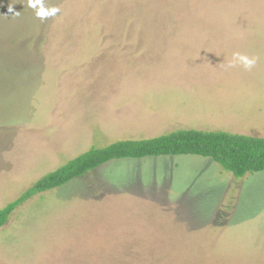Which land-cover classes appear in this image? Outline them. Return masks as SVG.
Returning a JSON list of instances; mask_svg holds the SVG:
<instances>
[{
	"label": "rangeland",
	"instance_id": "374dc122",
	"mask_svg": "<svg viewBox=\"0 0 264 264\" xmlns=\"http://www.w3.org/2000/svg\"><path fill=\"white\" fill-rule=\"evenodd\" d=\"M235 34L255 42L209 40ZM189 129L264 138V0H0V210L92 148ZM0 264H264V171L110 162L19 207Z\"/></svg>",
	"mask_w": 264,
	"mask_h": 264
},
{
	"label": "trees",
	"instance_id": "16d2710c",
	"mask_svg": "<svg viewBox=\"0 0 264 264\" xmlns=\"http://www.w3.org/2000/svg\"><path fill=\"white\" fill-rule=\"evenodd\" d=\"M171 156L210 158L235 178L242 179L248 174L264 171V138L189 129L156 138L124 140L104 148H92L42 178L19 199L0 210V228L4 227L13 213L28 200L61 188L110 162Z\"/></svg>",
	"mask_w": 264,
	"mask_h": 264
},
{
	"label": "crops",
	"instance_id": "0c3cea01",
	"mask_svg": "<svg viewBox=\"0 0 264 264\" xmlns=\"http://www.w3.org/2000/svg\"><path fill=\"white\" fill-rule=\"evenodd\" d=\"M255 37H256L255 35H251L249 37H246L248 39H237V34L231 35V36H228V35H215L213 39H209V40L212 41L213 43H215V42H232V43L236 44L237 42H244V41L245 42H255L254 41ZM215 45L216 44L213 45V47H214V48H212L213 50L214 49L215 50H219L221 48L220 45H217L216 47H215ZM233 48H234V45H233ZM245 136H250V135H245ZM250 137H256V136H250Z\"/></svg>",
	"mask_w": 264,
	"mask_h": 264
},
{
	"label": "clouds",
	"instance_id": "9594fccd",
	"mask_svg": "<svg viewBox=\"0 0 264 264\" xmlns=\"http://www.w3.org/2000/svg\"><path fill=\"white\" fill-rule=\"evenodd\" d=\"M39 15L41 17H43L45 15V13L44 12H40ZM241 59L244 60L245 66L249 67V68L255 63L254 60H248L247 58H243V57Z\"/></svg>",
	"mask_w": 264,
	"mask_h": 264
}]
</instances>
